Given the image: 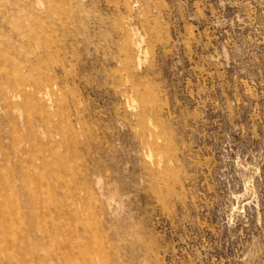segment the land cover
Returning a JSON list of instances; mask_svg holds the SVG:
<instances>
[{
  "label": "rangeland",
  "instance_id": "1",
  "mask_svg": "<svg viewBox=\"0 0 264 264\" xmlns=\"http://www.w3.org/2000/svg\"><path fill=\"white\" fill-rule=\"evenodd\" d=\"M0 264H264V0H0Z\"/></svg>",
  "mask_w": 264,
  "mask_h": 264
}]
</instances>
